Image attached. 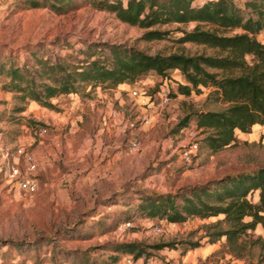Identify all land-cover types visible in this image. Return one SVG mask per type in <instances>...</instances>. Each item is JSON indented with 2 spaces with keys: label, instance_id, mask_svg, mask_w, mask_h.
<instances>
[{
  "label": "rangeland",
  "instance_id": "1",
  "mask_svg": "<svg viewBox=\"0 0 264 264\" xmlns=\"http://www.w3.org/2000/svg\"><path fill=\"white\" fill-rule=\"evenodd\" d=\"M28 2L0 0V68L26 61L32 65L36 57L51 52L81 58L85 56L81 51L92 52L89 43H120L151 54L217 51L177 41L181 34L177 27L191 29L195 21L155 24L152 28L167 33L148 39L143 37L144 27L122 21L89 0H67L63 11L50 6L55 0H38L39 6ZM258 38L264 41V33ZM165 76L170 92L175 91L181 74L171 69ZM165 76L150 70L134 82L114 87L92 84L80 94L82 105L78 99L64 98L58 103L60 110H55L30 100L17 111L14 92L4 87L8 79L0 69V264H122L129 251L119 250L120 242L140 243L143 252L134 256L137 264L258 262L264 255L263 209L257 210L259 220L239 236L247 240L243 257L228 251L225 236L209 242L210 232L217 228L212 224L223 221V213L186 214L181 221L136 213L141 194H180L190 186L264 166L260 123L247 132L236 130L235 139L216 150L204 141L207 131L198 128L199 151L190 163L184 162L179 144L185 139L179 124L186 120L184 127L193 125L195 111L218 110L227 103L216 92L209 93L211 87L201 93L170 95V102L158 108L138 104L129 94L134 86L153 94ZM108 102L114 113L106 111ZM144 117L150 122L143 123ZM43 127L46 131L40 134ZM131 138L139 143L135 151L129 150ZM19 144L35 158L38 189L33 193L18 189L10 176L13 167L23 172L26 166L15 153ZM258 193L259 189L249 190L247 202L258 205ZM176 200L182 203L180 196ZM129 217V228L116 231L117 224ZM252 219L245 214L241 220Z\"/></svg>",
  "mask_w": 264,
  "mask_h": 264
},
{
  "label": "trees",
  "instance_id": "2",
  "mask_svg": "<svg viewBox=\"0 0 264 264\" xmlns=\"http://www.w3.org/2000/svg\"><path fill=\"white\" fill-rule=\"evenodd\" d=\"M50 6L63 11L67 0H55ZM100 8L115 13L122 21L144 27V38H162L167 31L152 28L166 22L185 23L195 21L191 29L179 28L178 42L193 41L214 47L216 53L187 54L182 51L148 53L134 46L120 43H89L92 52L79 57L71 53L64 55L49 53L36 57L32 65L1 66L7 76L4 87L14 92V109L23 110L33 100L50 109L60 110L58 103L82 90L89 91L98 83L117 86L134 82L143 74L153 70L160 76L173 69L182 78L177 81V93L188 95L192 91L201 93L203 88L216 92L227 103L218 110L194 112V124L207 131L204 141L216 150L230 144L235 132H247L256 123L264 124V42L257 33L264 28V0H89ZM30 6H39L38 0H30ZM203 24H207L204 26ZM250 55V59L246 56ZM170 81L165 76L162 80ZM159 89V88H158ZM208 93V94H209ZM81 94V95H80ZM82 99V98H81ZM186 120L179 124V130ZM259 189L258 205L247 202L251 189ZM180 196L182 203L177 202ZM137 214L150 217L165 216L169 221H181L186 214L202 216L223 213V221L217 219L212 226L209 242L221 236L226 238L228 251L243 257L248 251L247 240L242 237L247 227L259 220L257 210H264V166L249 171L227 175L209 183L190 186L184 193L141 194ZM248 209V210H246ZM251 214V222H243V215ZM132 218V217H131ZM129 217V219H131ZM128 219V220H129ZM220 223L225 225L218 228ZM158 244L156 247H161ZM198 245L197 242L193 243ZM117 248L139 257L143 248L137 242H120ZM249 249V248H248ZM122 256V257H123ZM253 264H264V255Z\"/></svg>",
  "mask_w": 264,
  "mask_h": 264
},
{
  "label": "built area",
  "instance_id": "3",
  "mask_svg": "<svg viewBox=\"0 0 264 264\" xmlns=\"http://www.w3.org/2000/svg\"><path fill=\"white\" fill-rule=\"evenodd\" d=\"M205 0H199V2H204ZM264 33V28L257 33V37ZM259 39V38H258ZM260 40V39H259ZM264 42L263 40H261ZM138 80V79H137ZM165 87L168 88L166 90ZM145 90H140L137 86H134L130 90V95L134 97L136 102L145 104L149 107H163L168 104L171 100V96L169 94V85L167 80L163 82L160 88L155 93H145ZM144 94V95H143ZM142 97L140 101H137L136 98ZM143 123H149L150 119L144 117ZM46 131V127L40 128L39 133L42 134ZM180 132L183 133V138L185 139L182 143L179 144V154L181 159L184 162L190 163L197 155L199 151V135H198V128L195 124L190 125L188 127H184L180 129ZM129 141V150L135 151L139 143L136 139H128ZM15 153L17 157L22 156L23 160L25 161V169L23 172H20L17 168H12L10 172L11 179L15 183L16 187L23 192L26 193H33L38 189V178L34 174V170L36 167L34 155L26 150L23 145L19 144L15 148ZM131 225V220L121 221L116 226V231L123 232ZM155 229L160 230L159 225L155 224ZM122 264H137V259L134 258L133 254H126L121 258ZM141 264V263H140Z\"/></svg>",
  "mask_w": 264,
  "mask_h": 264
},
{
  "label": "crops",
  "instance_id": "4",
  "mask_svg": "<svg viewBox=\"0 0 264 264\" xmlns=\"http://www.w3.org/2000/svg\"><path fill=\"white\" fill-rule=\"evenodd\" d=\"M69 96H70L71 99H74V101H75V99L80 100L81 101L80 102L81 104H79V105H82L83 104L82 99L76 93H70ZM74 101H73V103H74ZM110 106H111L110 102L106 103V107H105L106 108V111L109 112V113L110 112H113L114 113L115 111H111V107ZM69 108L72 109V106H70ZM123 108H125V107H123ZM109 119H111V118H109ZM113 119H114V117H113Z\"/></svg>",
  "mask_w": 264,
  "mask_h": 264
}]
</instances>
